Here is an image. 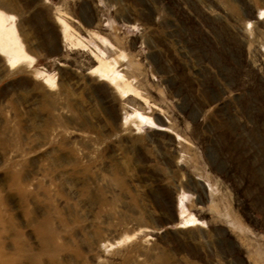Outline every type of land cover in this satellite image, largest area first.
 I'll use <instances>...</instances> for the list:
<instances>
[{"label": "rangeland", "instance_id": "374dc122", "mask_svg": "<svg viewBox=\"0 0 264 264\" xmlns=\"http://www.w3.org/2000/svg\"><path fill=\"white\" fill-rule=\"evenodd\" d=\"M0 264H264V0H0Z\"/></svg>", "mask_w": 264, "mask_h": 264}, {"label": "bare ground", "instance_id": "6f19581e", "mask_svg": "<svg viewBox=\"0 0 264 264\" xmlns=\"http://www.w3.org/2000/svg\"><path fill=\"white\" fill-rule=\"evenodd\" d=\"M233 224H234V222H233ZM233 224H232V225H233Z\"/></svg>", "mask_w": 264, "mask_h": 264}]
</instances>
